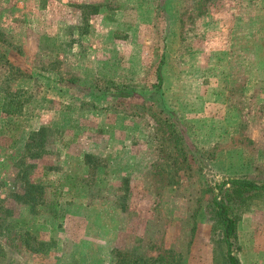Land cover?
Instances as JSON below:
<instances>
[{
  "label": "rangeland",
  "instance_id": "374dc122",
  "mask_svg": "<svg viewBox=\"0 0 264 264\" xmlns=\"http://www.w3.org/2000/svg\"><path fill=\"white\" fill-rule=\"evenodd\" d=\"M0 53L24 100L0 109V264H228L217 185L264 182V0H0ZM232 207L264 264V193Z\"/></svg>",
  "mask_w": 264,
  "mask_h": 264
},
{
  "label": "trees",
  "instance_id": "16d2710c",
  "mask_svg": "<svg viewBox=\"0 0 264 264\" xmlns=\"http://www.w3.org/2000/svg\"><path fill=\"white\" fill-rule=\"evenodd\" d=\"M4 60V56L0 53V61ZM6 63V61H5ZM11 68V66H9ZM8 68V69H9ZM10 70V69H9ZM159 82L157 88L160 89L161 84V74L158 72ZM5 81V80H4ZM21 92V91H20ZM1 102L0 109L1 113L7 115L8 117L20 116L22 113L24 100L20 98L19 92L11 91L7 86H0ZM114 97H129L133 95V90H129L127 87H122L117 93H110ZM9 126V125H8ZM8 130L11 127L7 128ZM11 135L9 134L8 137ZM35 137L32 138L33 141ZM30 141V143H31ZM28 143L26 150L31 151V144ZM33 155V153H32ZM91 155L86 154L85 157L88 158ZM45 187L41 184L28 182L27 190L25 192L26 200L30 202L33 206L38 202L41 203L44 199V189ZM217 194L213 198V206L215 208V214L219 220L221 226L222 238L226 244V258L228 264H239L238 258L233 253V246L236 244V218L233 214L232 205L237 200H242L246 198V193L257 196L264 193V182L258 183L254 180L248 179L246 177H232L223 180L217 185ZM229 200L226 202L223 198L224 196ZM44 202V201H43ZM59 204V200L56 198L54 202L51 203L50 207L53 208ZM40 245H44L41 243ZM133 262L130 264H144L140 263L137 258L133 257ZM155 264V263H150ZM175 264V263H167Z\"/></svg>",
  "mask_w": 264,
  "mask_h": 264
}]
</instances>
